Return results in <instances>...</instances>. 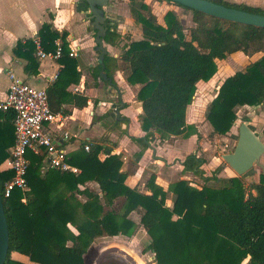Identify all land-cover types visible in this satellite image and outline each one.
I'll return each mask as SVG.
<instances>
[{"label": "trees", "instance_id": "trees-1", "mask_svg": "<svg viewBox=\"0 0 264 264\" xmlns=\"http://www.w3.org/2000/svg\"><path fill=\"white\" fill-rule=\"evenodd\" d=\"M164 1L191 11L196 25L186 33L175 12L167 11L161 24L144 0L129 1L130 14L139 24L142 38L126 43L120 59L127 64L126 81L141 85L136 97L141 103V129L145 134L131 138L141 145L138 155L149 146L154 134L176 136L192 128L187 110L196 84L210 79L217 70L216 60L228 54L262 52L220 84L206 112L211 133L227 135L237 119V107L264 101V28L221 20ZM211 1L264 15L260 6ZM67 35V31H58L45 22L36 37L45 51L55 50L58 38L63 43L62 55L56 59L62 67L46 87L55 111H62L67 95L73 97L76 106L86 104L85 96L66 90L79 80L76 60L68 53ZM114 36L108 31L105 40L110 43ZM12 51L25 60V74H38L40 61L34 38L18 39ZM108 60L115 62L105 55V68ZM12 118L10 110L0 113V164L14 142ZM102 150L103 145L95 142L90 143L88 151L82 146L69 155L71 164L80 169L76 174L52 168L42 172V156L30 152L26 174L29 188H14L8 197L3 196V188L13 172L0 170V193L9 230L3 264H24L11 258L13 251L28 256L34 264H85L83 255L97 237L135 234L138 224L129 214L139 207L144 209L139 225L151 239L148 247L156 264H242L245 260L244 264H264V174L249 185L255 193L247 190L241 176L228 178V183L217 189L206 184L196 188L181 179L167 190L151 176L145 183L149 193H145L125 183L128 173L122 170L121 156L109 151L100 159ZM205 162L190 153L182 161L183 170L198 175L205 183L217 179L214 173L205 175ZM86 182H95L99 191L88 188ZM168 192L173 196L170 207L165 203ZM77 194L84 199H78ZM121 197V210L117 211L112 206Z\"/></svg>", "mask_w": 264, "mask_h": 264}, {"label": "crops", "instance_id": "crops-1", "mask_svg": "<svg viewBox=\"0 0 264 264\" xmlns=\"http://www.w3.org/2000/svg\"><path fill=\"white\" fill-rule=\"evenodd\" d=\"M115 10L116 7L113 9V16L108 17L106 20L108 31L114 32L115 36L112 37L113 40H110V43H108L105 40L108 33L107 31L103 38V45L107 50L105 55L115 59V62L108 60L106 68L104 65L103 72L111 79V81H109L99 74L101 69L98 61L100 52L95 49V36L93 37V42H91L92 37H90V33H88L90 32L88 28L92 26L86 19V16L83 17L84 12H87L85 0H0V100L4 99L10 84V79L7 75L9 69L14 72L16 76L24 79L31 85L46 88L55 80L57 73L62 67V64H59L57 60L44 58L39 60L38 74L28 76L23 71L25 60L17 58L12 51L17 40H23L29 37L36 39L38 30L45 22L51 23L53 28L58 31H67L69 46L77 47L78 50L77 55L73 57L77 63L76 70L79 72V80L78 82L69 84L66 90L70 94L78 93L85 96L86 104L84 106H76L73 97L69 95L65 96L61 104L62 111H56L60 112L63 117L61 119L62 124L60 126L55 123L51 124V130L57 134H61L64 131L70 134L71 138L68 141L65 142L62 140V145L68 157L85 143L98 142L103 145V150L99 154L100 159H103L105 154L109 151L121 156L122 170L128 173L125 180L127 185L136 187L142 192L149 193L145 187V183L151 176H154L155 183L164 190H167L170 184L182 178L188 180L192 175L199 176L190 171L183 170L184 166L182 165V161L187 156V153L176 151V147L180 145H171V140L175 135H171L168 140H164L161 143L160 141L151 142L150 140L149 146L144 149L140 155H137L139 157L137 161L134 164L128 163L130 156H135L136 153L141 150V145L131 138H141L145 133H143L141 129V123L138 122V116L141 114V103L137 100L136 94L141 85L138 83L129 84L126 81L123 68L127 66V64L120 59V55L126 43L131 40H139L142 38V35L139 29L140 31L138 30L135 35H132L131 39L124 42L125 38L123 34L125 33L126 27L132 25L134 19L130 14L129 4L128 10L126 7L122 8V6L119 7L117 11ZM73 18L79 19V22L74 26L72 25ZM9 25L11 26L8 27ZM85 28L87 33L84 32ZM118 46L120 52H118ZM97 74L98 76H96ZM243 108H256V106H240L239 110H236V113ZM117 110L118 113L116 112ZM254 110L255 112L257 111V109ZM63 111H67V113L65 114ZM253 120L252 128L264 142V126L258 131L256 128V121ZM99 126L103 128L100 129L98 128ZM233 127L234 126L231 127V130ZM92 128L95 129L96 132H92ZM132 128H134L133 131ZM123 130H127V132L123 134ZM95 135L99 136L95 137ZM198 135L199 133L197 136ZM158 136V134H154L153 137ZM220 136L225 137L226 135ZM105 137L107 139H104ZM192 153H196V156L201 155L198 150ZM184 155L186 156L182 158ZM171 157H177L178 159V162L173 168L167 165V161ZM205 161L204 164L207 163L206 159ZM210 164L211 162L209 161V165ZM1 166L2 164L0 167ZM222 166L223 175L230 177L237 176L236 174H231L232 169L228 165L225 164ZM226 169H229L231 173L226 172ZM216 172L213 171L212 173L215 175ZM212 173L210 175H212ZM174 174H179L181 178H174ZM260 174H264V153L260 157L259 164L254 165L248 173L243 175L245 180L250 179L249 182H245L242 178L244 185L248 188L247 190H251L255 193L253 189H250L251 187L249 185L251 183H257ZM205 175L207 174L205 173ZM216 177L219 181L221 180V177ZM199 178L202 179L201 177ZM143 181L145 182L141 186L139 183ZM89 183L90 182H86L85 185L87 186ZM168 195L165 201L172 203L170 199L172 193L168 192ZM77 196L80 195L77 194ZM170 205L171 204H169V207ZM137 218L140 221V217ZM139 221L137 224H139ZM69 228L74 233H77L73 226L69 225ZM93 245L94 241L88 250ZM88 250L83 255L84 262L87 260L86 256L89 257L90 255ZM10 256L12 259L21 263L34 264L29 260L28 256L22 253L13 251Z\"/></svg>", "mask_w": 264, "mask_h": 264}, {"label": "rangeland", "instance_id": "rangeland-1", "mask_svg": "<svg viewBox=\"0 0 264 264\" xmlns=\"http://www.w3.org/2000/svg\"><path fill=\"white\" fill-rule=\"evenodd\" d=\"M129 1L130 0H108V3L104 7L106 17L108 18L110 16H113V13H114L113 9L115 7H116L115 11H117V9L121 6L122 8L126 7L128 10ZM144 1L152 7L154 13L158 17V21L161 24H164L165 13L167 11H173L176 13L181 24L186 29L185 30L186 33L188 29L196 25V23L193 20L192 13L189 10H185L181 8L180 6H177L173 3H170L164 0H144ZM227 1H229L230 3L244 2L249 5H255V6H260L264 8V0H258L262 2L253 1V0H227ZM83 15H84L83 17H85L89 15V13L84 12ZM78 22H79V19L77 18L72 19L73 26L76 25ZM11 23H14V22H11ZM11 25H9L8 27H10ZM139 29H140L139 24H136L134 22L132 23V25H129L128 27H126L125 33L123 34L125 38L124 42L131 39L132 38L131 36L135 35ZM88 30L90 31L88 32L90 33V37H92L91 42H93L95 31L92 27L88 28ZM84 32L87 33L86 28L84 29ZM117 49H118V52H120L119 46L117 47ZM261 55H262V52H254L250 54H245L239 51V52L226 55V57L222 60L217 59L216 60V64H217L216 73L210 79L206 81H199L196 84V90H195L192 102L190 106H188L189 108H188L187 122L188 124L193 125L192 128H188L184 134L177 135L171 140V145H176V146L180 145L179 147H176L177 152H180V153L184 152V153H187L188 155L194 151H197V150L200 151V154H201L200 156L207 160V163L202 166V168L204 169L207 175H210L213 171H215V169L218 168V171L215 173V175L218 177H221V180L219 181V179H212L209 182H206L207 184L204 182V184L208 185L211 188L217 189L228 183V177L230 176L222 174V171H223L222 165H225L222 155L225 153H229L233 150V147L236 143V139L238 135L239 124L243 122L244 120H247L249 121L250 126L253 127L252 120L255 119L253 121H256V128L258 131L261 130L262 127L264 126V101L261 104L256 105V108L240 109V111L237 113L238 115L237 119L233 125L234 126L232 129L233 132L232 130H230V132L225 137L211 133L212 128H210L209 122L206 120V112H207L208 105L210 101L213 99V97L216 95V92L220 84L223 82V80L227 76L233 74L237 70L244 69V67L249 62H252L258 59ZM125 68L126 66L123 68V71H126ZM239 108L240 107H237L236 110L238 111ZM254 109H257V111L255 112ZM140 115L141 114H139L138 116V122L141 123ZM98 128L101 129L103 127L99 126ZM133 129L134 128H132V131ZM91 131L96 132L95 129L93 128L91 129ZM122 132L123 134H125L127 130H123ZM143 133L145 132L143 131ZM197 133H199L198 136H197ZM97 136L99 135H95V137ZM170 136L171 135H162L158 137L152 136L151 142L160 141L161 143L164 140H168ZM104 139H107V138L105 137ZM137 153L135 156L134 155L130 156L128 163L134 164L137 161V159L139 158L137 156L138 155ZM185 156L186 155H184L182 158H184ZM177 160H178L177 157H171L168 159L167 165L173 168V166H175V164L178 162ZM209 161L211 162L210 165H209ZM226 172L231 173L229 169H226ZM231 174L235 175L236 173L232 170ZM174 175H175L174 178H177V179L181 178L179 174H174ZM241 178H243L245 182L250 181V179L245 180L244 176H241ZM182 179H185L188 182V184L192 183L189 185L196 187V188H199L204 185L203 180L197 176L192 175L190 176L188 180L186 178H182ZM144 182L145 181L140 182L139 184L142 186ZM87 187L93 191H97V192L99 191L98 185L95 182H90L87 185ZM77 197L80 200L84 199L82 195L77 196ZM122 201H123L122 197L116 199L112 207L117 211L121 210ZM165 203L168 206L169 204L172 205V203H170L169 201L167 202L165 201ZM143 211L144 209L142 207H139L138 210H136V213L135 211H132L129 216L137 224V222L139 221L137 217H140V214ZM150 241L151 239L149 235L146 233L145 229L139 224L137 225L136 232L132 237H125L121 235L97 237L94 240V245L88 250V253L90 255L89 257L86 256L87 260L85 264H95L97 260V256L99 255L100 251L103 248L110 247V246L111 247L117 246L118 248L126 251L130 256L132 255L129 253V250L132 251L138 258V262L140 264H156L154 254L151 251V249H149L148 247L150 244ZM129 262L130 261L124 258V256L116 252H112V253H107L102 258V260L99 262V264H130ZM244 263L245 262L243 261L242 264ZM200 264H207V262L202 261L200 262Z\"/></svg>", "mask_w": 264, "mask_h": 264}, {"label": "built area", "instance_id": "built-area-1", "mask_svg": "<svg viewBox=\"0 0 264 264\" xmlns=\"http://www.w3.org/2000/svg\"><path fill=\"white\" fill-rule=\"evenodd\" d=\"M36 56L58 59L62 55V40H55V50L45 51L38 39H35ZM77 47L69 46V55H77ZM10 79L4 99L0 100V113L10 110L13 112L11 120L14 129V142L8 157L2 162L0 170H11L13 177L5 182L3 196L8 197L14 188L28 190L26 180L31 152L42 156V172L49 168L61 172L79 173L80 169L71 164L68 154L62 145V140L68 141L71 136L64 131L61 134L51 130L50 125H61L63 118L60 112L50 107L45 87L34 86L16 76L10 69L7 71ZM84 150L90 149V143L83 145Z\"/></svg>", "mask_w": 264, "mask_h": 264}, {"label": "water", "instance_id": "water-1", "mask_svg": "<svg viewBox=\"0 0 264 264\" xmlns=\"http://www.w3.org/2000/svg\"><path fill=\"white\" fill-rule=\"evenodd\" d=\"M179 3L185 7L197 10L208 16L218 18L225 21L240 23L243 25L254 26L257 28H264V15L259 13H253L234 7L225 6L213 2L211 0H169ZM108 3V0H85L87 6V12L89 15L86 19L89 21L92 28L95 30V49L99 51L98 61L101 69L99 74L104 78L111 81L103 72L104 61L103 58L107 52L103 45V38L108 31V25L106 23L107 17L105 15L104 7ZM118 113V110L116 111ZM264 153V142L255 133L249 121L244 120L238 126V135L233 150L229 153L222 155L224 163L228 165L237 176H243L250 171L254 165L259 164L261 155ZM9 246V230L7 219L5 217L3 208V199L0 193V264H3L6 259ZM116 252L124 258L128 259L132 264H138V262L130 256L123 249L117 246L103 248L95 264H99L102 258L107 253Z\"/></svg>", "mask_w": 264, "mask_h": 264}, {"label": "flooded vegetation", "instance_id": "flooded-vegetation-1", "mask_svg": "<svg viewBox=\"0 0 264 264\" xmlns=\"http://www.w3.org/2000/svg\"><path fill=\"white\" fill-rule=\"evenodd\" d=\"M129 253L136 259V261L138 262V258L136 257V255L132 252V251H130L129 250ZM130 264H132L131 262H129ZM138 264H140L139 262H138Z\"/></svg>", "mask_w": 264, "mask_h": 264}]
</instances>
